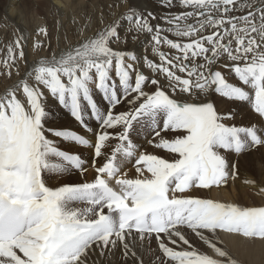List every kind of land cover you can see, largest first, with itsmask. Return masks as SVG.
I'll list each match as a JSON object with an SVG mask.
<instances>
[{
    "label": "snow or ice",
    "instance_id": "obj_1",
    "mask_svg": "<svg viewBox=\"0 0 264 264\" xmlns=\"http://www.w3.org/2000/svg\"><path fill=\"white\" fill-rule=\"evenodd\" d=\"M157 3L160 14L119 0L126 11L94 29L73 20L82 38L63 49L40 27L34 48L48 55L31 65L23 33L0 48L8 78L26 65L0 94V264H94L117 251L144 264L137 245L153 241L152 264H238L221 234L264 242V206L193 194L235 182L240 156L264 149V0ZM127 34L148 47L125 50ZM218 100L255 119L237 124ZM46 174L80 181L49 187ZM243 182L264 196V176Z\"/></svg>",
    "mask_w": 264,
    "mask_h": 264
},
{
    "label": "bare ground",
    "instance_id": "obj_2",
    "mask_svg": "<svg viewBox=\"0 0 264 264\" xmlns=\"http://www.w3.org/2000/svg\"><path fill=\"white\" fill-rule=\"evenodd\" d=\"M133 3L140 11L145 13L151 11L154 14H160L164 11L158 5L157 0H133ZM125 11V8L119 6V0H0V39L8 38L12 41L15 36L21 33L27 36L28 40L27 46L25 47V54L27 65H31L38 59L45 58L48 55L47 51H37L34 48V42L37 39H43L36 35L40 27H46L48 29L52 49H56L57 46L63 49L75 44L78 39L82 38L76 31L72 23L73 20L80 26L90 21L91 27L94 29L97 26L96 22L101 17V14L105 17L109 15L115 17ZM35 15L38 18H35ZM157 22L163 25V21H152L153 24ZM58 27H60L61 31L64 30L63 41L61 34L60 38L56 34ZM53 31H55V41L52 39ZM85 34L90 35L91 33L87 32ZM147 39V36L141 34L138 39L133 40L132 34H127L126 43L121 45V47L125 50L142 52L143 48L148 47V44L143 43ZM21 64L25 67L26 71V65L24 63ZM20 77H14L6 87H2L0 94H4L6 90L10 89L14 83L19 81ZM230 82H235V80L230 79ZM95 99L98 102L101 101V97L98 94L95 96ZM217 107L221 112L232 111L235 107L237 113L235 122L237 124H247L250 120L255 119V114L251 112L250 106L246 104L234 106L231 103H220L218 100ZM57 115L60 118L59 122L66 123L67 114L64 111L58 112ZM89 123L94 124L95 122L89 119ZM72 128L73 130L82 132V129L76 126L74 122L72 123ZM59 146L71 152L78 151V149L70 145H65L63 142H60ZM148 150L152 151L150 147ZM158 154L164 155L163 153ZM83 155L87 157L88 154L85 152ZM238 168L240 178L235 182L230 181L226 187L218 190H197L193 194L246 207L264 206V196L257 195V189L243 182L245 178L259 180L261 176H264V149L252 151L240 156ZM125 170L128 172L130 178L135 177L134 169L131 166ZM91 175L92 173L90 171L88 173L89 179ZM45 180L49 187H57L65 183H78L80 177L76 174H65L63 177L49 176L46 174ZM220 239L222 241L220 246L225 248L238 261V264H264V242L259 240L246 241L240 237L227 234H221ZM193 244L198 250L213 255L210 249H207L206 246L199 244L197 241L193 240ZM141 250H143L142 259L144 264H152L158 254L156 243L153 241L149 245L146 242V245L144 244L143 246L138 244L137 252ZM91 261L94 264H125L119 251L114 256L111 254L107 257L93 255ZM128 264H132V262L128 261Z\"/></svg>",
    "mask_w": 264,
    "mask_h": 264
},
{
    "label": "rangeland",
    "instance_id": "obj_3",
    "mask_svg": "<svg viewBox=\"0 0 264 264\" xmlns=\"http://www.w3.org/2000/svg\"><path fill=\"white\" fill-rule=\"evenodd\" d=\"M36 1V0H35ZM35 18H38V17H36V15H35ZM54 32L55 31H53L52 33H53V35H52V39H53V41H55V38H54ZM56 34H57V36H59V38H60V34H61V38H62V41L64 40V30L63 31H61V29H60V27H58V29H56ZM8 42H11L8 38H2V39H0V48H3V46L6 44V43H8ZM20 75L18 76V77H20V76H22V74H24V72H25V67L22 65V64H20ZM17 75L15 74V71H13V75H12V77L11 78H8L4 73H3V70L1 69L0 70V90L2 89V87H6L8 84H9V82L14 78V77H16ZM145 245H146V243H145ZM157 247V246H156ZM156 249V248H155ZM154 249V250H155ZM139 253H138V255L140 254V258H142V255H143V250H141V251H138Z\"/></svg>",
    "mask_w": 264,
    "mask_h": 264
}]
</instances>
